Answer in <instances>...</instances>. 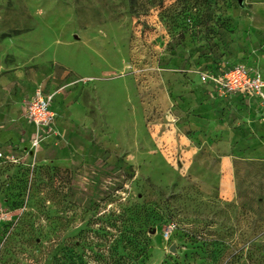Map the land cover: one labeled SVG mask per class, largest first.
<instances>
[{
  "label": "rangeland",
  "instance_id": "374dc122",
  "mask_svg": "<svg viewBox=\"0 0 264 264\" xmlns=\"http://www.w3.org/2000/svg\"><path fill=\"white\" fill-rule=\"evenodd\" d=\"M221 65L264 75V0H0V264H264V106Z\"/></svg>",
  "mask_w": 264,
  "mask_h": 264
},
{
  "label": "built area",
  "instance_id": "2783aa9c",
  "mask_svg": "<svg viewBox=\"0 0 264 264\" xmlns=\"http://www.w3.org/2000/svg\"><path fill=\"white\" fill-rule=\"evenodd\" d=\"M199 78L202 85L213 87L221 96L246 95L258 100L264 106V75L257 71L242 65H221L200 75ZM24 116L35 127L37 131L35 140L38 142L41 135L50 130L57 120L52 97L37 92L26 104ZM2 222L0 218V224Z\"/></svg>",
  "mask_w": 264,
  "mask_h": 264
},
{
  "label": "trees",
  "instance_id": "16d2710c",
  "mask_svg": "<svg viewBox=\"0 0 264 264\" xmlns=\"http://www.w3.org/2000/svg\"><path fill=\"white\" fill-rule=\"evenodd\" d=\"M35 216V215H34ZM33 218L36 219V216ZM17 232H22V229L19 231V229L16 230ZM144 244L145 248L143 250L144 256L149 257V253L151 251V239L149 236V232L146 231L144 235ZM15 238V239H14ZM18 235L11 234L9 238L5 239L4 237L1 238L0 236V255H6L10 252H12L16 247L18 248L19 242H17ZM131 248L134 247V244L130 243ZM133 256L129 258L128 264H131L133 262ZM117 264V263H116Z\"/></svg>",
  "mask_w": 264,
  "mask_h": 264
}]
</instances>
